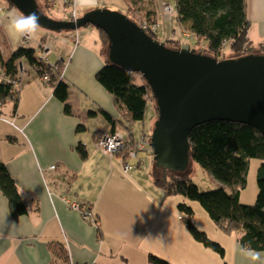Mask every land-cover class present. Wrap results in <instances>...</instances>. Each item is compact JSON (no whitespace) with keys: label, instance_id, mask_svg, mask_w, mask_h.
I'll use <instances>...</instances> for the list:
<instances>
[{"label":"crops","instance_id":"crops-1","mask_svg":"<svg viewBox=\"0 0 264 264\" xmlns=\"http://www.w3.org/2000/svg\"><path fill=\"white\" fill-rule=\"evenodd\" d=\"M68 1L67 4L63 0H47L48 7L43 0H37V4L53 18L67 19L74 6L79 17L85 11L103 8L107 2L119 3ZM152 1V8L158 12L157 21L163 23L161 33L157 34H166L159 40L189 45L177 15L175 20L167 19L160 9V0ZM246 8L251 21L249 38L261 42L264 0H246ZM21 16L18 9L5 6L0 24V43L5 53L22 44V36L12 31V25ZM178 30L186 41H179ZM74 34L77 41L71 37ZM42 35L39 49L45 50L48 60L54 55L51 62L62 68L72 114L64 113V104L55 97L53 85L44 83L26 61H19L24 72L16 111L13 107L7 111L12 100L0 102V159L13 176L27 212L12 217L0 191V264H51L55 259L54 242L63 243L69 264H151L148 253L173 264H249L241 255L243 248L237 241V232H224L210 219H202L203 229L194 220L196 232L192 233L180 221V215L176 218L180 222L167 221L163 210L172 211L163 207L162 190L154 183L159 174L151 167V127L143 124L141 136L139 131L136 134V123L128 131L117 128L125 137L129 132L131 142L143 139L145 145L137 151V158L129 159L132 166L127 172L118 154L108 156L95 147L96 138L109 133L111 125L99 114L88 119L75 114L102 109L120 119L112 95L95 81L96 71L108 62L107 47L102 45L99 30L85 25L80 32L50 31ZM31 39L35 43L39 40L32 33ZM81 122L85 130L76 131ZM78 142L86 147L85 158L76 149ZM49 166L54 169L49 170ZM72 201L92 207L96 223H87L69 206ZM214 240L223 247V255L209 247ZM255 252L264 254V249ZM260 264H264V255Z\"/></svg>","mask_w":264,"mask_h":264},{"label":"trees","instance_id":"trees-1","mask_svg":"<svg viewBox=\"0 0 264 264\" xmlns=\"http://www.w3.org/2000/svg\"><path fill=\"white\" fill-rule=\"evenodd\" d=\"M8 7H13L7 0H3ZM0 6L4 5L1 3ZM126 5L128 17L135 23L146 24V33L157 38L158 32H153L150 24L158 22V12L152 8V0H122ZM43 4L48 7L47 0ZM177 20L185 31L190 33L189 40L194 43L193 49L203 44L204 51L215 60L228 57H238L250 53H264V40L254 42L249 38L250 19L247 18L246 0H174ZM100 32L102 45L107 46V36ZM166 42V41H165ZM168 42V43H167ZM166 44L178 46L175 40ZM176 44H175V43ZM172 44V45H171ZM175 46V47H176ZM191 47V44H190ZM0 43V102L2 104L12 100L13 111L17 108L18 87L13 84L18 76L19 61H26L40 76L50 71L48 64L37 57L34 48L19 45L5 53ZM227 51V52H226ZM229 53L236 55L231 56ZM228 54V55H226ZM238 54V55H237ZM55 81V82H53ZM95 81L108 91L120 113L116 120L104 110H87L75 115L84 119L102 116L111 125L110 134L118 130L128 131L132 124L142 121L144 110L149 100L154 103L152 89L137 72L128 71L108 63L99 68L95 74ZM55 97L64 104V113L70 112L68 85L66 82L51 79ZM157 118V117H156ZM85 125L81 122L76 131H84ZM127 133V132H126ZM95 134V133H94ZM123 135V134H122ZM125 137V151L115 152L119 157L130 162L127 150L132 143ZM99 137L95 141L99 140ZM189 154L191 159L202 169L209 172L221 186L212 190H199L196 184L185 174L177 177L168 175L161 170L160 176L154 183L168 194H181L185 199L197 200L206 211L208 218L224 232H237L239 245L243 249L259 251L264 249V136L255 128L246 123L228 120L212 119L198 124L189 134ZM76 149L81 158L87 155L84 144L78 142ZM259 158L261 163L257 169V192L253 202H244L240 193L245 188L247 169L250 158ZM132 166V164H131ZM0 191L6 197L12 217L27 212V205L23 201L13 176L7 171L5 163L0 159ZM176 209L181 216L188 232H196V225L192 216L194 209L186 202H179ZM55 259L51 264H69L67 249L61 242H54ZM209 247L223 255V247L219 242L210 241ZM151 264H173L163 257L148 253Z\"/></svg>","mask_w":264,"mask_h":264},{"label":"water","instance_id":"water-1","mask_svg":"<svg viewBox=\"0 0 264 264\" xmlns=\"http://www.w3.org/2000/svg\"><path fill=\"white\" fill-rule=\"evenodd\" d=\"M23 16L35 12L47 30L85 25L107 36L108 63L137 72L152 89L158 116L149 138L154 166L177 177L188 167L189 134L212 119L246 123L264 136V53L215 60L191 48L171 47L119 11L93 8L76 18L47 16L37 0H7Z\"/></svg>","mask_w":264,"mask_h":264},{"label":"rangeland","instance_id":"rangeland-1","mask_svg":"<svg viewBox=\"0 0 264 264\" xmlns=\"http://www.w3.org/2000/svg\"><path fill=\"white\" fill-rule=\"evenodd\" d=\"M1 3L4 4L2 7L6 6V4L4 3L3 0ZM38 3H39V1H38ZM112 5H114V7L117 6V8L115 9L114 7H112ZM112 5L110 2H107L106 3L107 7L106 6H104V7L111 9V10H114V11L117 10V11L127 15L126 5L124 4V2H121V0H119V3H117V5H115V3H113ZM7 7H8V5H7ZM12 8H14V7H12ZM40 9L44 13H46L47 16H50V13L48 14V12L47 11L45 12L42 8H40ZM174 15H175L174 13H171L170 15H165V16L167 19H169V18L173 19ZM81 16H82V14H81ZM51 17H53V16H51ZM173 20H175V18ZM162 28H163V23H161V25H160V29H159L160 33L162 31ZM80 30H81V28L78 29L79 32H80ZM50 31L41 27V26H38L37 29L35 30V32L32 33V36H33V38L39 39L41 36H43L42 33H44V34L47 32L50 33ZM62 31L63 32H71L69 30H62ZM52 32L55 33L57 31H52ZM177 32L179 33L178 37H179L180 42L186 41V38H190L189 35H185V33H187V32H185L184 28H182V33L185 35L186 38L181 35L179 30ZM161 37H166V34H164L162 32L161 35H159V34L157 35V39H159ZM176 37H177V34H176ZM191 41L192 40H189L187 42L190 43L191 48H193L194 43ZM29 45L35 46L33 42H29L27 46H29ZM185 45H186V43H182V45H178V46L173 45V46L174 47L175 46L176 47H184ZM173 46H171V47H173ZM194 49H196L197 51L203 52L204 51L203 44L198 46V48L195 47ZM228 54H230L231 56L236 55L234 53H229V52H228ZM228 54H226V55H228ZM52 58H54V55L51 54V56L49 57L50 62L52 61ZM70 104H71V102H70ZM12 107L13 106H11V105H7V111H9V109ZM144 112H145V114H144L143 120L136 122V134L139 131L138 135H140V136H141L140 132L142 130L143 124H145L144 126L148 127V128L151 127L153 129V127H154V123H155L154 121L157 117V114H156V111L154 108V103L151 100L148 101ZM116 131H118V130H116ZM118 132H120V131H118ZM120 133L122 134V132H120ZM142 154L144 155L145 153L143 152V153H141V155ZM150 163H151V161H150ZM248 163H249V166H248L247 173H246L247 174V181L245 184L246 186L244 189H242L240 194L242 196V201L253 202L255 197H256L255 196L256 192H257V184H256V178L258 175L257 169L261 163V160L257 157L250 158ZM187 165H188V167L184 171V174L186 176H188L196 184V186L199 188L200 191L201 190H212L214 188H218L221 186V184L217 180H215L213 178V176L209 174V172H207L206 170L199 167V165H197L191 158L189 159V162ZM151 167L154 170V172H157L159 174V176L161 175L162 171L158 167H155L153 163H152ZM167 173H168V175H171L168 171H167ZM161 197H162L161 200H163V207L165 206L172 211V212H168V211L166 212L165 209L163 210L164 213H167L166 219L168 222H180L181 221V219H180V221H177V219H176L177 216L179 215V212L176 210V206H177V204H179V202H186L189 206L192 207V209H194V215L192 216V220H195L198 227H201V229L204 228V224H203L202 219H209V218H208L206 211L201 207L200 203L197 200L185 199L181 194H175V195L174 194H168L167 195L164 191H161Z\"/></svg>","mask_w":264,"mask_h":264},{"label":"built area","instance_id":"built-area-1","mask_svg":"<svg viewBox=\"0 0 264 264\" xmlns=\"http://www.w3.org/2000/svg\"><path fill=\"white\" fill-rule=\"evenodd\" d=\"M63 2L67 3V4L69 3L68 0H63ZM160 9H161V11H163L164 15H170L171 13L176 14L174 0H160ZM4 13H5V8L0 6V24L2 23V19H3ZM69 15H70L71 19L77 17V15H75V6L73 8H71V11H70ZM139 25L142 26L143 28L147 27L146 24H139ZM149 28L153 32H158L159 29H160V23L159 22H154L153 24H150ZM185 32H187V31H185ZM185 35H189L190 36V33L187 32V33H185ZM71 37L73 38L74 41H77L78 37L76 36V34L72 35ZM21 42H22V44H28L29 43L28 35L22 36L21 37ZM41 44L42 43H40V45ZM40 45H37L38 47L37 46L34 47V50H36L37 57L39 58V60H42L45 63H47L49 67H52L53 65H55V63L50 62L48 60V57L46 55L45 50H43L42 48L39 49ZM186 45H188V44H186ZM47 49H48V47H47ZM23 72H24V66L20 65V67L18 68V76H17L16 80H14V82H13V84H15V87L19 88V86L21 85L20 84L21 75L23 74ZM42 78L45 81L48 82V80L50 78V75L45 73L42 76ZM124 143H125L124 135H122L118 131H114V132H111L110 134L105 133V134L101 135L99 140L95 141V147L99 151H101L103 154L111 156V154H113L115 152L122 151V149H124V151H125L126 146H124ZM132 146L133 147L128 149L126 153H127L128 157L133 159V158H137V151L144 149L145 145H144L143 139H141L140 141L133 142ZM139 162H140V160H139ZM129 163L130 162L124 160V158L122 156L121 164H122V168H123V170L125 172H127L130 169V167H131V164H129ZM48 169L49 170H53L54 166H49ZM69 206L71 208L77 210L79 212V214H81V217L87 223H89V224L96 223L97 216H96V214H94V212L92 210V207H90L89 205H87L85 203L84 204H81V203L79 204L77 202L72 201V202L69 203Z\"/></svg>","mask_w":264,"mask_h":264},{"label":"clouds","instance_id":"clouds-1","mask_svg":"<svg viewBox=\"0 0 264 264\" xmlns=\"http://www.w3.org/2000/svg\"><path fill=\"white\" fill-rule=\"evenodd\" d=\"M38 25L39 17L35 12H32L29 13L27 16L22 15L20 19L16 20L15 23L12 25V31L18 36H26L31 33H34ZM32 47L34 48L35 46ZM240 252L241 255L249 261V264H260L262 255H264L262 253L248 249H241Z\"/></svg>","mask_w":264,"mask_h":264},{"label":"bare ground","instance_id":"bare-ground-1","mask_svg":"<svg viewBox=\"0 0 264 264\" xmlns=\"http://www.w3.org/2000/svg\"><path fill=\"white\" fill-rule=\"evenodd\" d=\"M33 40H34V39H33ZM28 41H29V42H33L34 45H39L40 42L42 41V39H39V40L36 41V43H35V41H32V39H31V34H29V35H28ZM21 45H28V44H21ZM18 46H19V45H18ZM35 53H36V51H35ZM49 68H50L51 70L46 72V74H49V75H50V78H49L48 82L45 81V80L42 78V76H43L45 73L42 74V75L40 76L41 80H42L44 83L50 85V84L52 83V82H50L51 79H52V77H53L54 80H56V82L59 81V80H62V81H63V71H62V68H59L57 64H55V65H53L52 67H49ZM53 82H55V81H53Z\"/></svg>","mask_w":264,"mask_h":264}]
</instances>
